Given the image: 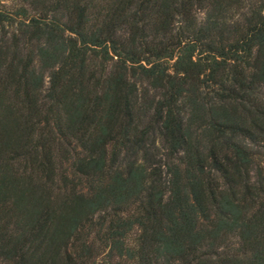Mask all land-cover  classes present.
Returning <instances> with one entry per match:
<instances>
[{
	"label": "trees",
	"instance_id": "obj_1",
	"mask_svg": "<svg viewBox=\"0 0 264 264\" xmlns=\"http://www.w3.org/2000/svg\"><path fill=\"white\" fill-rule=\"evenodd\" d=\"M0 262L264 264V0H0Z\"/></svg>",
	"mask_w": 264,
	"mask_h": 264
},
{
	"label": "rangeland",
	"instance_id": "obj_2",
	"mask_svg": "<svg viewBox=\"0 0 264 264\" xmlns=\"http://www.w3.org/2000/svg\"><path fill=\"white\" fill-rule=\"evenodd\" d=\"M7 4L10 5V3H12V0H6ZM46 84H48V77H46ZM0 264H3L0 262Z\"/></svg>",
	"mask_w": 264,
	"mask_h": 264
}]
</instances>
